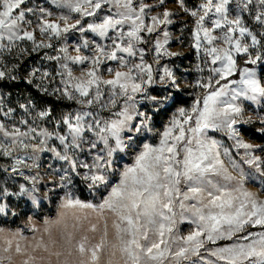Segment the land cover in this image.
<instances>
[{
  "label": "snow or ice",
  "instance_id": "6c2138e0",
  "mask_svg": "<svg viewBox=\"0 0 264 264\" xmlns=\"http://www.w3.org/2000/svg\"><path fill=\"white\" fill-rule=\"evenodd\" d=\"M182 16L193 23L196 69L208 75L190 85L202 90L190 107L157 131L154 116L177 101L167 90L181 91L162 61L180 55L171 44L183 43L186 24L179 34L170 29ZM54 40L65 43L56 48ZM33 55L55 62V75L33 67L26 82L77 108L52 130L44 126L51 108L31 99L19 104L18 124L0 120V159L11 161L0 172L27 182L18 191L0 185V264H264V155L256 154L264 146L245 142L238 127L254 123L245 118L252 106L264 113V0L191 8L188 0H0V81H16ZM55 77L50 91L45 80ZM157 83L165 94H151ZM14 112L0 94V116ZM258 122L264 134V115ZM210 132L232 140L240 161ZM42 153H51L52 178L40 195L42 179L31 172ZM77 180L92 200L75 194ZM52 195L55 219L37 224L29 215L24 226H8L18 215L9 198L36 212Z\"/></svg>",
  "mask_w": 264,
  "mask_h": 264
},
{
  "label": "rangeland",
  "instance_id": "374dc122",
  "mask_svg": "<svg viewBox=\"0 0 264 264\" xmlns=\"http://www.w3.org/2000/svg\"><path fill=\"white\" fill-rule=\"evenodd\" d=\"M197 3H199V0H188V6L190 8ZM165 7L174 9L175 5L173 3H167ZM52 19L55 20V15L52 17ZM70 22L74 23L75 21L72 20ZM184 24H186V27L184 28V33H183V43L181 44L179 42H173L171 44V50L175 52H179L180 55L178 57H172L171 59L166 58L165 60L162 61V63L167 64L168 67L172 68L173 71L175 72V75L177 76V79L180 83L181 91L177 92L175 89L167 90V91H171L177 97V101L175 104L171 105L167 110L161 111L154 116L153 123L157 131H163L164 126L168 123L170 117L175 113L178 107H185V108L190 107L195 96L202 92V90L191 87L190 85H193L195 81L199 79L201 76L206 77L208 75L206 69L203 73L199 72L196 69V65L200 63V61L197 59L195 50L190 47L192 43L190 30L193 27L191 18H188L186 16L180 17V20L177 23V25L171 27L170 30L173 33L179 34L180 27L181 25H184ZM78 36L79 34L77 33L75 36H73L68 41V44L71 45L73 41L78 39ZM64 43L65 42L63 40L59 42L55 40L53 41V44L55 45L56 48L61 47ZM46 51H48L50 55L57 54V52L54 49H48ZM70 54L75 55L76 53L71 52ZM6 59L8 60L9 64L12 63V58L10 56L6 57ZM146 59L148 60V62L152 63V57L150 54L146 57ZM113 66H115L114 63H113ZM33 67H39L41 71H43L44 69H48L50 72L53 73V75H55V68H56L55 62H48V61L40 62V56L33 55L31 58H26V62L21 64V67L16 73L17 77L22 78V80L26 84H28L26 82L27 73ZM201 67H204V65L201 64ZM154 68H155V65H154ZM79 71H80V67L74 66V74L78 75ZM106 78H107V75H106ZM37 83H39V80H37ZM45 84L49 87V90L51 91L52 88L59 86V77H55V80L52 81L51 83L49 82V80H45ZM31 86L35 90H37L33 85ZM0 94H2L3 103L6 106V108L11 107L15 109V112L13 113V118L11 120L5 119L3 116H0V120H2L5 124H8V125L13 124V123L18 124V121L22 115V110L19 108V104L26 103L29 99L34 100L38 107H50L51 108L53 120L52 122L46 123L44 125V126H47L49 130H52V128L54 127L55 119H59L63 114L70 112V111H74L77 108L76 105L71 104L70 102L66 100H58L56 96H49L50 98L53 99V101H56L58 104V105L54 104L51 107L44 100H41L39 96H41L42 94L39 91H38V94H35L34 92H31L26 89L24 92L18 91L17 94L16 93L10 94L9 92L4 91L0 86ZM151 94L153 95L165 94L163 85L157 83L151 89ZM258 114L264 115V113L260 112V109L257 106H252L245 112V118L251 117L254 123L248 124V125H242L238 127L241 128V138L245 142L251 143L254 145L264 146V134L260 133L261 138L254 136V135H257V133H259L256 131V129L261 126L258 122ZM21 127H24V126H21ZM209 134L215 137L216 139L222 141L225 146L229 147L233 155V158L236 159L238 162L240 161V157L239 155H237V150L233 147L234 142L232 140H229L226 136H224L222 133H219V132H215V133L210 132ZM157 140H158V137H153L150 139L149 142L156 143ZM239 152L243 153V149H240ZM256 154L264 155V153H261L260 151H257ZM20 155H23V153H20ZM39 162L41 163L42 166L38 170L33 169L31 174L35 175L37 171L39 172L40 177L42 179V183L40 185L41 187L40 195H43V192L51 187V185L47 184V181L52 178L48 170V163L52 162L51 153H42ZM124 162L130 164L132 162V156L129 155L125 157ZM225 162L227 163V160H225ZM10 163L11 161L8 159H0V165H7ZM28 163H31V161H28ZM57 167H59L58 162H57ZM244 167L246 171H250L249 169H247L246 165H244ZM25 172L27 173L28 170L25 169ZM116 179H118V177H114L113 181L115 182ZM5 182L7 184V187L11 191H18V185L20 183L27 184V182L24 181L22 177L16 176L14 180L8 179L7 173L0 172V185H2ZM76 184L78 186L76 193H75L77 196H79L81 199H84V200L93 199L88 194L85 186L81 184L79 180L76 181ZM27 186L30 187V185H27ZM246 186L251 191H257V184L255 182H248ZM59 194L62 195L63 193L60 192ZM261 198H264V194H261ZM8 202L10 203V205L15 207L16 211L18 212V215L14 218L15 223L14 224L10 223L8 225L12 228H15L17 226H21V227L24 226L29 215L33 216V220L37 224H42L45 218L55 219L57 215V211H58L57 205L59 203V196L52 195L50 200H44L43 207L36 212L30 211L29 207L25 205L24 201L17 200L16 197L9 198ZM93 202H97V201H93ZM17 205L18 207H16ZM189 228L190 226L187 224L182 225V231L184 233H187ZM25 234L31 235V233H28V232H26Z\"/></svg>",
  "mask_w": 264,
  "mask_h": 264
},
{
  "label": "trees",
  "instance_id": "16d2710c",
  "mask_svg": "<svg viewBox=\"0 0 264 264\" xmlns=\"http://www.w3.org/2000/svg\"><path fill=\"white\" fill-rule=\"evenodd\" d=\"M0 86H1V88L4 91L9 92L10 94H12V93H16L17 94L18 91L24 92L26 89L29 90V91H31V92H34L35 94H38V91L37 90H35L31 85L26 84L22 80V78H20V77L16 81H9V80L0 81ZM39 97L41 98V100H44L51 107L54 104L58 105L56 101H53V99L50 98L47 95H41ZM254 136H256L258 138H261V134L260 133H257V135H254Z\"/></svg>",
  "mask_w": 264,
  "mask_h": 264
}]
</instances>
